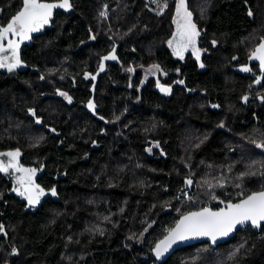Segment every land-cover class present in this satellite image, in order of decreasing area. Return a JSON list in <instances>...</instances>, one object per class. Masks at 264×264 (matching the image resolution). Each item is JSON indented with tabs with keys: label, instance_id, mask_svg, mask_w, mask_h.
I'll return each mask as SVG.
<instances>
[{
	"label": "trees",
	"instance_id": "1",
	"mask_svg": "<svg viewBox=\"0 0 264 264\" xmlns=\"http://www.w3.org/2000/svg\"><path fill=\"white\" fill-rule=\"evenodd\" d=\"M69 2L20 48L15 72L0 68V152L18 150L44 189L34 208L0 173V264H158L151 251L183 213L219 208L213 194L235 202L264 189V150L254 143L264 142V104L243 99L255 94L251 78L235 71L258 44L264 0H187L200 60L169 47L176 0L161 10L148 0ZM21 4L0 0V25ZM114 48L121 65L109 64L93 92L87 78ZM154 66L160 73L146 79ZM159 83L178 84L171 98ZM93 93L91 115L83 106ZM154 143L161 150L150 155ZM162 264H264V226Z\"/></svg>",
	"mask_w": 264,
	"mask_h": 264
},
{
	"label": "snow or ice",
	"instance_id": "2",
	"mask_svg": "<svg viewBox=\"0 0 264 264\" xmlns=\"http://www.w3.org/2000/svg\"><path fill=\"white\" fill-rule=\"evenodd\" d=\"M70 7L69 0H59L58 3L47 2V0H22L20 10L10 18L6 25H0V68L7 67L9 71H12L19 66L21 64L19 56L20 44L30 39V34L39 32L45 25L50 23L54 9L63 8L67 10ZM101 15H105V13L102 12ZM176 15L181 17L185 22L178 24V32L174 33L173 39L168 41L169 47H172L173 41H175L174 55L183 59V52L187 50L189 45H192L193 54L199 60L200 49L195 48V38L199 36V32L196 29L195 23L191 20L192 13L187 10L186 0H176ZM249 15L251 16L252 13L249 12ZM114 52L115 49H113V54L105 56L103 59H116ZM5 53L8 55H5ZM250 58L258 60L261 70L264 71V38L261 39L260 44L252 52ZM154 67L159 70L158 66ZM201 67H203L202 64ZM100 68L103 70V63H101ZM241 70L250 71L247 67ZM128 71L133 70L128 69ZM92 79H95V77L93 76ZM178 83H182V81H178ZM256 83H260V80L257 79ZM160 87L161 91L165 94L170 92V88ZM60 95L65 96L71 102V97L67 96L66 93L61 92ZM243 99L247 101L248 97H244ZM88 107L90 110H94L95 105L92 101H89ZM36 122L40 123V120L37 119ZM220 126L223 127V125ZM254 143L256 148L264 150V142ZM156 146L158 147V145ZM148 151H151V149ZM0 156H7L9 158L7 162L0 160V173L7 174L9 169L22 173V175L16 177V182L23 191L15 187L13 191L17 195L24 196L29 205L38 203L39 197L44 195V189L34 183L33 177L37 169L24 168L20 165L18 161L20 152L18 150L6 153L0 152ZM251 174L254 175L255 173ZM192 184L193 181L191 179L185 180L187 187H191ZM218 186L224 187V184L220 183ZM209 187L211 189L212 186L210 185ZM236 187H240V185H236ZM51 192L52 195H56L54 188ZM211 199L217 200L223 207L215 210L211 207H202L197 211L183 213L179 220L176 221L175 226L167 230V235L155 244L153 253L158 260L178 242L195 237H208L212 243H215L218 238L226 237L233 232L237 225L250 223L253 227L259 228L264 223V190L252 192L236 203H233L231 200H219L214 194L211 196ZM188 200L191 202L192 198L188 197ZM0 231H3L2 225H0ZM229 258L232 257L230 256Z\"/></svg>",
	"mask_w": 264,
	"mask_h": 264
},
{
	"label": "water",
	"instance_id": "3",
	"mask_svg": "<svg viewBox=\"0 0 264 264\" xmlns=\"http://www.w3.org/2000/svg\"><path fill=\"white\" fill-rule=\"evenodd\" d=\"M70 1V0H69ZM55 3H58V2H55ZM62 10H64L63 8H57V9H54L53 10V15H52V18H54V15H55V13L57 12V11H62ZM115 49V52H114V55H115V57H116V59H108V60H104L103 58L105 57V56H109L110 54H113V51L112 52H110L109 54H107V55H105L104 57H102V59H101V61H100V65H101V63H103V65H104V68H103V70H101V68H100V65H99V67H98V70H97V72L95 73V74H90L89 76H88V78H87V81L89 82V81H93V86H92V90H93V92H95L96 91V87H97V84H98V81H99V77L101 76V74L104 72V69L109 65V64H119V65H121V61H120V59H119V57L117 56V54H116V48H114ZM95 77V79H92V77ZM257 79H259L260 80V83H256V81H257ZM263 83H264V71H262L261 72V74L259 75V76H257L256 77V80L254 81V83L252 84V87H251V89H253V88H256V89H258V88H260V87H262L263 86ZM164 87H166V86H164ZM167 88H170V92L168 93V94H165L164 92H160L161 94H162V96H164V97H168V98H171L172 96H173V89L171 88V87H167ZM94 98H95V94L93 93V95H92V98L90 99V101H94ZM192 187H193V184H192V186L191 187H187L186 185L184 186V188L182 189L183 191H186V190H188V189H192ZM23 190V189H22ZM264 190V189H263ZM261 191V190H260ZM255 192H258V191H255ZM182 194V193H181ZM244 198V197H243ZM242 198V199H243ZM241 200V199H240ZM239 201V200H238ZM238 201H235V202H233V203H236V202H238ZM28 202V201H27ZM43 201L41 200V196L39 197V202L38 203H36L35 205H30V206H32V207H38L41 203H42ZM206 207H211L212 209H218V208H213L212 206H206ZM220 207H223V205H221ZM219 207V208H220ZM197 210H199V209H197ZM197 210H192V211H197ZM263 226H264V223H262V225H261V227H259V228H257V227H253L250 223H248V224H244V225H237V227H236V229L233 231V232H231L228 236H226V237H221V238H218L217 239V241L215 242V243H212V241L208 238V237H195V238H190V239H187V240H184V241H181V242H178V243H176V244H174L173 246H172V248L171 249H169V251L167 252V253H165V255L163 256V257H161L159 260L155 257V255H154V253H153V249H152V256H153V258L157 261V263L158 264H162V263H165L167 260H169V258L171 257V256H173L177 251H179V250H181V249H183V248H186V247H189V246H193V245H196V244H201V243H208L212 248H217V247H219L220 245H222V244H225V243H227V242H229V241H231L232 239H234L237 235H238V233L241 231V230H243V229H246V228H251L253 231H255V232H261L262 231V228H263ZM167 235V234H166ZM161 239H163V237L161 238ZM160 239V240H161ZM159 241V240H158ZM157 241V242H158ZM156 242V243H157ZM154 247H155V245H154ZM153 247V248H154Z\"/></svg>",
	"mask_w": 264,
	"mask_h": 264
},
{
	"label": "flooded vegetation",
	"instance_id": "4",
	"mask_svg": "<svg viewBox=\"0 0 264 264\" xmlns=\"http://www.w3.org/2000/svg\"><path fill=\"white\" fill-rule=\"evenodd\" d=\"M52 19L53 18H51V20H50V23L48 24V25H45L39 32H35V33H32V34H30L31 35V38L30 39H27V40H25V41H23L21 44H20V48H22L23 47V45L24 44H26V43H30V42H32V39H33V37L34 36H36L37 34H39L41 31H43L44 30V28H47V27H49L50 25H51V23H52ZM260 26V25H259ZM263 28H264V25H263ZM259 32V29H256L255 30V33H254V35H253V38H254V40L255 41H258V44L256 45V47L260 44V42H261V39L262 38H264V29H263V31H262V33L261 34H257ZM256 47H255V49H256ZM20 48H19V50H20ZM254 49V50H255ZM252 54V53H251ZM251 57V55L249 56V65H247V68H249L250 69V71H247V73H246V71H242L241 69L242 68H244L245 66L244 65H236L235 66V71L237 72V73H245V74H249L248 75V77L249 78H251V84H253L254 83V81L256 80V77L257 76H259L260 74H261V72H262V70H261V68H260V64H259V61L258 60H255V59H251L250 58ZM248 63V62H247ZM99 66V65H98ZM97 69H98V67H97ZM97 69H96V71H97ZM96 71H95V73H96ZM95 73H93V74H95ZM90 83H91V88H92V86H93V81L91 80V81H89ZM159 86H157V91L160 93V92H163V91H161V87L160 86H166V87H173L174 89H173V94H174V92H175V87H176V85H178L177 83H173V84H165V83H159L158 84ZM251 87H252V85H251ZM251 87L249 88V90L251 91V93L253 94V93H255L253 96H251V97H249L247 100H251L252 98H254V99H257V100H259V102H260V104H264V99H262V98H264V85L262 86V87H260V88H258V89H256V88H253V89H251ZM255 90H257V92H254ZM160 95H162L161 93H160ZM164 97V96H163ZM92 98V96L90 97V99ZM166 98H168V97H166ZM90 99L88 100V101H86V104L83 106L84 107V109L89 113V114H96V111H97V109H96V106H95V108H94V110H90L89 109V107H88V103H89V101H90ZM249 102V101H248ZM93 104H94V102H93ZM95 105V104H94ZM248 105V104H247ZM157 144V143H156ZM158 145V144H157ZM156 150H161V147L158 145V147H157V149ZM156 150H154V152L156 151ZM160 156H166L165 155V153L164 152H162V153H160Z\"/></svg>",
	"mask_w": 264,
	"mask_h": 264
},
{
	"label": "rangeland",
	"instance_id": "5",
	"mask_svg": "<svg viewBox=\"0 0 264 264\" xmlns=\"http://www.w3.org/2000/svg\"><path fill=\"white\" fill-rule=\"evenodd\" d=\"M149 2H150V4L154 7V8H158V9H162L163 8V6H164V1L165 0H148ZM201 1V0H200ZM198 6V5H197ZM186 7H187V0H186ZM198 7H200L201 8V6H198ZM187 10L188 11H190V9L187 7ZM191 12V11H190ZM192 13V12H191ZM191 20H192V22L194 23V19H193V14H192V16H191ZM174 21H176L175 23H174V25H175V33H177L178 32V24H183L185 21L183 20V19H181V17H179V16H175V20ZM263 25H264V22L263 23H261V25H260V27H259V32L257 33V34H261L262 33V31H263ZM197 29V28H196ZM198 31V30H197ZM173 39V38H172ZM171 39V40H172ZM176 47V42L175 41H173V46L172 47H170L171 49H172V52H173V54H174V48ZM195 48H197V49H200L199 48V45H198V36L195 38ZM202 50L200 49V52H199V57L201 58V55H202ZM188 53H192L193 54V46L192 45H189V47L187 48V50H185L184 52H183V57H185ZM5 55H8L7 53H5ZM194 55V54H193ZM195 56V55H194ZM175 57L176 58H179L178 56H176L175 55ZM195 58H196V56H195ZM200 58H199V60H200ZM197 59V58H196ZM20 67V65L19 66H17L16 68H14L12 71H9L8 69H7V67H5V68H3V69H5L6 71H8V72H11V73H13V72H15L16 71V69L17 68H19ZM145 72H146V79H148V78H151V77H156L159 73H160V69L159 70H157V68H153V67H150V69H148L147 71L145 70ZM157 144L156 143H154V144H152V145H150L149 147H148V150L149 149H151V151H148V153L150 154V155H152V154H154V150H156L157 149V146H156ZM8 157L7 156H0V160H2V161H5V162H7L8 161ZM8 174L10 175V177L12 178V180H13V182L15 183V185H16V188H20V185L16 182V177H18V176H20V175H22V173H18V172H15L13 169H9V171H8ZM22 188H20V190H21ZM187 196L189 197V193L187 192ZM187 197V198H188ZM208 206H212V205H208ZM165 230H166V228H165ZM139 245H141V244H143L144 245V239L143 238H140L139 240H138V242H137ZM151 255H152V251H151Z\"/></svg>",
	"mask_w": 264,
	"mask_h": 264
},
{
	"label": "bare ground",
	"instance_id": "6",
	"mask_svg": "<svg viewBox=\"0 0 264 264\" xmlns=\"http://www.w3.org/2000/svg\"><path fill=\"white\" fill-rule=\"evenodd\" d=\"M263 85H264V83H263ZM172 89H174L173 87H171Z\"/></svg>",
	"mask_w": 264,
	"mask_h": 264
},
{
	"label": "built area",
	"instance_id": "7",
	"mask_svg": "<svg viewBox=\"0 0 264 264\" xmlns=\"http://www.w3.org/2000/svg\"><path fill=\"white\" fill-rule=\"evenodd\" d=\"M167 229V228H166ZM168 230V229H167Z\"/></svg>",
	"mask_w": 264,
	"mask_h": 264
}]
</instances>
